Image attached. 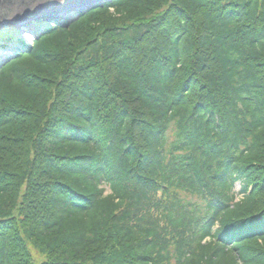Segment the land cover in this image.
Masks as SVG:
<instances>
[{
  "label": "trees",
  "instance_id": "obj_1",
  "mask_svg": "<svg viewBox=\"0 0 264 264\" xmlns=\"http://www.w3.org/2000/svg\"><path fill=\"white\" fill-rule=\"evenodd\" d=\"M100 3L0 58V264H264V0Z\"/></svg>",
  "mask_w": 264,
  "mask_h": 264
},
{
  "label": "water",
  "instance_id": "obj_2",
  "mask_svg": "<svg viewBox=\"0 0 264 264\" xmlns=\"http://www.w3.org/2000/svg\"><path fill=\"white\" fill-rule=\"evenodd\" d=\"M95 1L97 0H0V31L7 27L24 31L26 27L25 30L31 32L35 22L53 23L57 26L63 25L64 19H69L70 24L96 8ZM8 48L11 47L5 49ZM14 57L15 55L11 58Z\"/></svg>",
  "mask_w": 264,
  "mask_h": 264
},
{
  "label": "rangeland",
  "instance_id": "obj_3",
  "mask_svg": "<svg viewBox=\"0 0 264 264\" xmlns=\"http://www.w3.org/2000/svg\"><path fill=\"white\" fill-rule=\"evenodd\" d=\"M112 10H113V8H112ZM64 14H66V13H64ZM64 19V18H63ZM76 21H79V20H75V21H73V22H71V23H75ZM67 22H68V20H67ZM48 24H50V23H48ZM53 23H51L50 25L51 26H53L52 25ZM66 24V23H65ZM37 25H41V24H38V23H35L34 25H33V29L34 28H36V27H39V26H37ZM55 25V24H54ZM71 24H68L67 26L65 25V27H68V26H70ZM41 27V26H40ZM24 29V28H23ZM25 29H26V27H25ZM24 29V31L23 30H21V29H19V28H16V27H7V28H4V29H2L1 31H0V54L3 52V50H4V52H3V55H9V56H11V54H12V50H14L15 49V46H17L18 44L17 43H19V42H25L26 41V43H29L30 45H34V40L36 39V37H37V30L39 31V29L40 28H38L36 31H35V33L33 34L32 32H30V31H28V30H25ZM8 45V44H12V46H11V48H8V49H5L4 48V46L5 45ZM3 56H1L0 58H2ZM5 57V56H4ZM241 185H242V182L240 181V182H238L237 184H236V191H237V194H238V197H241V195H242V192H241ZM32 251L35 253V255L36 256H38L39 255V253L38 252H36V250L35 249H32Z\"/></svg>",
  "mask_w": 264,
  "mask_h": 264
},
{
  "label": "bare ground",
  "instance_id": "obj_4",
  "mask_svg": "<svg viewBox=\"0 0 264 264\" xmlns=\"http://www.w3.org/2000/svg\"><path fill=\"white\" fill-rule=\"evenodd\" d=\"M97 1H101V3H100V5H104L105 3H107V2H111L112 0H97ZM99 5V6H100ZM95 9V8H94ZM84 16V15H83ZM83 16H81V17H83ZM81 17H79V19L81 18ZM69 20V19H68ZM64 21H67V19H64ZM33 27V26H32ZM34 29H37V28H34ZM22 30V29H21ZM32 30H33V28H32Z\"/></svg>",
  "mask_w": 264,
  "mask_h": 264
}]
</instances>
